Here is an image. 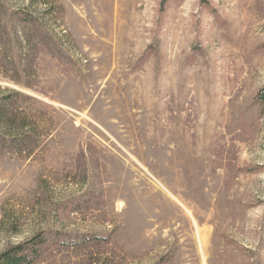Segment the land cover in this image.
I'll return each mask as SVG.
<instances>
[{"label":"rangeland","instance_id":"rangeland-1","mask_svg":"<svg viewBox=\"0 0 264 264\" xmlns=\"http://www.w3.org/2000/svg\"><path fill=\"white\" fill-rule=\"evenodd\" d=\"M263 87L264 0H0V89L38 125L0 136V251L264 264Z\"/></svg>","mask_w":264,"mask_h":264},{"label":"trees","instance_id":"trees-1","mask_svg":"<svg viewBox=\"0 0 264 264\" xmlns=\"http://www.w3.org/2000/svg\"><path fill=\"white\" fill-rule=\"evenodd\" d=\"M30 16L31 14L25 13L22 17L21 14V17L27 18L28 21ZM25 37L28 39L31 35L25 33ZM0 94H2L0 98V136L9 137L8 146L16 152L32 151L29 148L34 145L31 138L38 134L36 121L30 116L18 113L15 106L16 97L20 95L18 92L0 89ZM257 100L264 104V87L258 92ZM50 234L54 242L49 240V244H47V238L38 233L24 242L6 246L0 251V264H34L51 244L60 240L59 233L51 232ZM66 238L68 243L73 242L70 237Z\"/></svg>","mask_w":264,"mask_h":264}]
</instances>
